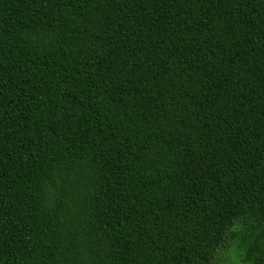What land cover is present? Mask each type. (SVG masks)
<instances>
[{
  "label": "trees",
  "instance_id": "trees-1",
  "mask_svg": "<svg viewBox=\"0 0 264 264\" xmlns=\"http://www.w3.org/2000/svg\"><path fill=\"white\" fill-rule=\"evenodd\" d=\"M213 258L264 264V0H0V264Z\"/></svg>",
  "mask_w": 264,
  "mask_h": 264
},
{
  "label": "rangeland",
  "instance_id": "rangeland-1",
  "mask_svg": "<svg viewBox=\"0 0 264 264\" xmlns=\"http://www.w3.org/2000/svg\"><path fill=\"white\" fill-rule=\"evenodd\" d=\"M236 251L238 252V250L236 249ZM214 259V258H213ZM211 260V261H209L208 262V264H221V262L219 261V259L218 258H216V259H214V260ZM225 264H231V262H229V263H225Z\"/></svg>",
  "mask_w": 264,
  "mask_h": 264
}]
</instances>
